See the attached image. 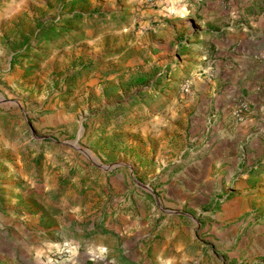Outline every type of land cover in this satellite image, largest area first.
Segmentation results:
<instances>
[{"label": "rangeland", "instance_id": "1", "mask_svg": "<svg viewBox=\"0 0 264 264\" xmlns=\"http://www.w3.org/2000/svg\"><path fill=\"white\" fill-rule=\"evenodd\" d=\"M253 108L264 0H0V189L46 177L63 212L29 235L2 210L0 264H264Z\"/></svg>", "mask_w": 264, "mask_h": 264}, {"label": "crops", "instance_id": "2", "mask_svg": "<svg viewBox=\"0 0 264 264\" xmlns=\"http://www.w3.org/2000/svg\"><path fill=\"white\" fill-rule=\"evenodd\" d=\"M263 117V114H257L255 108H253V111L247 116L245 121L249 123V129L252 126H256L259 129L264 130ZM20 175L21 176L18 177L11 176L8 178V182L5 181L6 183L2 184V188L0 189L2 197L0 200V213H2V210L12 213L11 217L15 226L23 228L29 235L32 234V232H30L31 227L36 224L41 223L48 226L50 224L55 225L56 223L62 221L63 212L60 213L58 210L60 204L55 201L54 188L52 187V184L48 183V179L43 177L42 180H40L41 184L37 185L29 179V186L22 185L21 187H16L19 183H21V180L28 179L21 173ZM36 181L39 180L36 179ZM118 221L120 222V226L110 230L107 234L108 238L102 235L99 236L101 240L108 241L106 248L109 249L108 251L110 255L113 254L115 256H122V243L116 241L118 237L122 238V216L118 217ZM125 222L126 229H133L132 235L137 237L139 234V228L138 226L136 227V222L133 224H131L130 220ZM128 223L129 225H127ZM49 230L58 231V228L55 225V227L52 226ZM86 231H88V239L96 236L95 232L99 230L95 229L94 220H91V223ZM253 247L254 245L251 244L247 253H249ZM261 248L264 249V244ZM236 253L237 249L228 255L225 262L223 261L222 256L211 257L209 262L214 261V264H238V260L235 258ZM123 255L126 257L128 256L126 252H124ZM168 264H208V261L206 258L202 259L201 256L198 260L188 258L182 253L180 256L173 257L169 260Z\"/></svg>", "mask_w": 264, "mask_h": 264}, {"label": "built area", "instance_id": "3", "mask_svg": "<svg viewBox=\"0 0 264 264\" xmlns=\"http://www.w3.org/2000/svg\"><path fill=\"white\" fill-rule=\"evenodd\" d=\"M245 110V109H244ZM240 114H242V112L240 111V113L236 116L238 118V120H241V117Z\"/></svg>", "mask_w": 264, "mask_h": 264}]
</instances>
